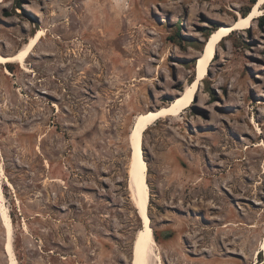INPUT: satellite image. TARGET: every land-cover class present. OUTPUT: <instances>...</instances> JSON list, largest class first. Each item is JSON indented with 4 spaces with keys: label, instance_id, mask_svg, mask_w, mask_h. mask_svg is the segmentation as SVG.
Segmentation results:
<instances>
[{
    "label": "rangeland",
    "instance_id": "rangeland-1",
    "mask_svg": "<svg viewBox=\"0 0 264 264\" xmlns=\"http://www.w3.org/2000/svg\"><path fill=\"white\" fill-rule=\"evenodd\" d=\"M253 1L0 0L3 55L47 34L32 73L0 65V264L3 206L19 264H133L135 117L193 84L207 34ZM194 101L144 137L163 264H264L263 18L220 44ZM232 220L243 247L225 258Z\"/></svg>",
    "mask_w": 264,
    "mask_h": 264
},
{
    "label": "bare ground",
    "instance_id": "bare-ground-1",
    "mask_svg": "<svg viewBox=\"0 0 264 264\" xmlns=\"http://www.w3.org/2000/svg\"><path fill=\"white\" fill-rule=\"evenodd\" d=\"M237 14V13H236ZM264 17V0H257L252 5L249 14L243 16L238 13L236 19L230 25H222L215 29L206 39L203 51L200 53L195 64L196 81L186 86L184 91L178 95L169 105L164 106L156 111H148L135 117V121L130 133V142L132 149V168L129 173V183L134 202L138 210L139 218L142 222V228L138 231L136 241L133 246V264H163L161 248L155 236L153 222L149 215V207L152 202L151 190L148 182L149 164L145 153L141 147L142 136L158 121L170 117H179L185 110L194 104V94L198 86L207 79L211 66L215 61L220 44L229 38L236 31H247L252 28L253 22ZM45 30L37 31L36 35L31 37L28 43L19 51L10 56H5L0 50V65L17 64L25 73H32L28 66V61L36 49L40 40L46 37ZM7 75L12 73L8 68L5 69ZM261 129V128H260ZM258 133H261V130ZM264 146V143L256 147ZM3 168L0 164V176ZM1 183V182H0ZM7 185L13 188L12 184L7 181ZM0 199L4 201L2 186L0 184ZM3 224L7 230L5 251L9 256L10 264H19L14 251V227L10 217L9 210L3 206ZM264 252V237L261 248L256 254ZM252 264H260L255 262Z\"/></svg>",
    "mask_w": 264,
    "mask_h": 264
},
{
    "label": "crops",
    "instance_id": "crops-1",
    "mask_svg": "<svg viewBox=\"0 0 264 264\" xmlns=\"http://www.w3.org/2000/svg\"><path fill=\"white\" fill-rule=\"evenodd\" d=\"M229 223H234V224H229L227 223L226 228L222 227L220 229V231H222V233H225V236L227 237V239L224 240L223 243V251L226 252V255H223L222 257H228V256H232L231 253H238V251H240L243 247V241L240 239V229L241 226L238 225L239 223L237 221H227ZM237 222V223H236ZM253 222H250L249 224L252 225ZM234 225V226H233ZM206 245H204V248H209V251L212 255H216L217 253H220L221 250H218L217 248H213V245H208V243L205 242ZM229 258V257H228ZM229 264H237L236 261L234 260H227Z\"/></svg>",
    "mask_w": 264,
    "mask_h": 264
},
{
    "label": "trees",
    "instance_id": "trees-1",
    "mask_svg": "<svg viewBox=\"0 0 264 264\" xmlns=\"http://www.w3.org/2000/svg\"><path fill=\"white\" fill-rule=\"evenodd\" d=\"M257 0H254L253 2H252V5H254V3L256 2ZM252 7V6H251ZM251 9V8H250ZM250 9L249 10H247V11H243L242 12V15L243 16H246L247 14H249V12H250ZM263 18V20H264V17H262ZM218 27H216L215 29H217ZM214 29V30H215ZM214 30H212V31H210L208 34H207V37H206V39L209 37V35L214 31ZM217 59V55L215 56V60ZM194 80H195V75L193 76V79H192V82H194ZM156 236V235H155ZM156 240H157V238H156Z\"/></svg>",
    "mask_w": 264,
    "mask_h": 264
},
{
    "label": "water",
    "instance_id": "water-1",
    "mask_svg": "<svg viewBox=\"0 0 264 264\" xmlns=\"http://www.w3.org/2000/svg\"><path fill=\"white\" fill-rule=\"evenodd\" d=\"M195 81H196V76H195V80H194V82H195ZM194 82H193V83H194ZM200 85H201V84H200ZM200 85L198 86V89L200 88ZM145 133H146V132L143 133L142 141H141V147H142L143 150H144V137H145Z\"/></svg>",
    "mask_w": 264,
    "mask_h": 264
},
{
    "label": "flooded vegetation",
    "instance_id": "flooded-vegetation-1",
    "mask_svg": "<svg viewBox=\"0 0 264 264\" xmlns=\"http://www.w3.org/2000/svg\"><path fill=\"white\" fill-rule=\"evenodd\" d=\"M260 255H261V254H260ZM260 255L256 254V257L258 258V257H260Z\"/></svg>",
    "mask_w": 264,
    "mask_h": 264
}]
</instances>
